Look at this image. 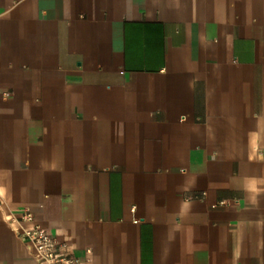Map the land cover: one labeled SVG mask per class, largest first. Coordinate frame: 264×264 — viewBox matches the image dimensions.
Returning <instances> with one entry per match:
<instances>
[{
  "label": "crops",
  "instance_id": "obj_1",
  "mask_svg": "<svg viewBox=\"0 0 264 264\" xmlns=\"http://www.w3.org/2000/svg\"><path fill=\"white\" fill-rule=\"evenodd\" d=\"M23 210L87 264H264V0H0V264Z\"/></svg>",
  "mask_w": 264,
  "mask_h": 264
},
{
  "label": "built area",
  "instance_id": "obj_2",
  "mask_svg": "<svg viewBox=\"0 0 264 264\" xmlns=\"http://www.w3.org/2000/svg\"><path fill=\"white\" fill-rule=\"evenodd\" d=\"M12 222L18 226L19 237L31 248L40 264H87L39 225L31 211L23 210L12 217Z\"/></svg>",
  "mask_w": 264,
  "mask_h": 264
}]
</instances>
